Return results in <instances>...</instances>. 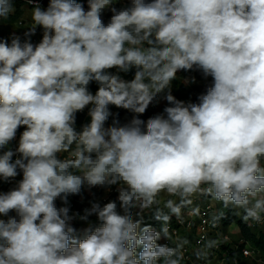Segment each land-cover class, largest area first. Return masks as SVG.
Masks as SVG:
<instances>
[{
    "label": "clouds",
    "instance_id": "1",
    "mask_svg": "<svg viewBox=\"0 0 264 264\" xmlns=\"http://www.w3.org/2000/svg\"><path fill=\"white\" fill-rule=\"evenodd\" d=\"M116 3L88 0L86 10L49 0L30 8L27 28L43 29L38 44L0 39V148L24 127L15 153L0 155V179L22 172L0 193L8 217L0 219V264H182L187 241H157L170 240L171 218L196 193L243 209L245 222L264 219V0ZM15 12L13 0H0V21ZM133 68L132 80L119 75ZM194 69L212 84L198 103L177 100V73ZM161 93L169 106L140 119ZM88 105L90 122L77 130L76 113ZM109 106L136 115L105 127ZM114 185L117 200L70 215L69 196ZM133 210L151 211L160 231L141 226ZM92 215L99 224L75 235L71 222ZM215 245L207 241L197 257Z\"/></svg>",
    "mask_w": 264,
    "mask_h": 264
},
{
    "label": "built area",
    "instance_id": "2",
    "mask_svg": "<svg viewBox=\"0 0 264 264\" xmlns=\"http://www.w3.org/2000/svg\"><path fill=\"white\" fill-rule=\"evenodd\" d=\"M76 2L80 3L87 10L88 0H76ZM129 3L130 0H117V3L113 6L117 9H121L127 7ZM48 4L49 0H31L28 7L32 8L39 5L42 9H46ZM111 16L112 12L110 9H106L102 13V19L105 24L110 21ZM17 24L19 26H25V21L21 18L18 20ZM26 31L27 29H25L22 34V37H24L25 40H29L34 45L42 40L43 29L41 27L37 26L35 31L30 32L27 36L25 35ZM0 39L5 38L0 36ZM112 71L115 72L116 70L113 69ZM135 71L136 70L133 68L126 73L121 72L119 75L124 80H132ZM182 74H194L195 76H198L205 89L212 84V78L205 77L199 70L194 69L187 72L180 71L177 73V77ZM152 105H156V99L149 105L146 112L139 117L140 119L146 120L145 116L148 114V110L153 107ZM92 107L93 105H88L83 111L76 113V117L78 118V121H76L77 130L90 122V116L88 113ZM109 109L111 115L105 122V127L113 126L114 124L123 126L127 124L134 115H136L128 110L117 108L115 106H109ZM119 116L122 118V121L120 122L117 120ZM23 131L24 127L22 126L17 130L15 139L10 141L4 148H0V155L8 150H12L15 153V150L18 147L20 134ZM17 155H14L13 160L17 158ZM21 179L22 172H19V170L18 175L15 178H10L7 181L0 179V193H7L14 189ZM82 190L87 191L88 195H86L82 202L80 201L81 209L77 212L80 215H84V210L90 208L91 204L94 202L103 205L109 201L117 200L118 197L117 186L115 185L110 188L85 186ZM188 200L190 202L185 203L182 207L181 218L177 219L175 217L174 220L170 222V240L161 234V238L157 241L158 244H169V246L175 247L177 244L187 241V243H183L181 249L183 252L182 264H264L261 251L257 250L251 243L246 241L241 233L236 239L230 237V234L227 232L228 227H224L223 223L220 221L218 207L211 203L212 196L210 194L196 193L189 197ZM56 203L57 207L65 206L59 199ZM67 206L71 208V212L75 213L76 207L73 199L68 200ZM7 218L8 217L0 216V219L6 220ZM88 219L92 221V226H97L99 224L95 215L89 216ZM247 223L253 230H264V219H262L261 222L247 221ZM152 228L156 231H160L161 229V227ZM77 233H83V231L76 228L75 235H77ZM209 240L216 241V245L207 250L208 254L206 257L198 258L196 253L201 251Z\"/></svg>",
    "mask_w": 264,
    "mask_h": 264
},
{
    "label": "trees",
    "instance_id": "3",
    "mask_svg": "<svg viewBox=\"0 0 264 264\" xmlns=\"http://www.w3.org/2000/svg\"><path fill=\"white\" fill-rule=\"evenodd\" d=\"M15 7H16V12L6 21L3 22H7V23H11V22H17L19 19L23 18L24 16V6H28L26 0H13ZM131 76V75H128ZM175 87L177 88L174 92H173V96L177 99V100H185L187 99L189 96L192 97V100L195 101L197 100V96L190 91H187L186 87L179 83V82H175L174 83ZM98 88V85L95 82L90 83L89 85V90L95 94L96 90ZM76 121H78V118L76 117ZM69 199H73L74 201V205L76 207V209L80 210L81 206H80V194L78 195H71L68 197ZM219 209V217H220V221L223 223L224 227H230L231 225H233L234 223L238 224L239 228H240V233L242 235V237L248 241L249 243H251L257 250L261 251L263 259H264V230H253L247 222H245L242 217H240V210L238 208H235L232 205H229L228 207H225L223 205V203H221L218 206ZM243 211V209H242ZM244 214V213H243ZM10 216H14L15 213L14 212H10L9 213ZM70 215H71V211H70ZM135 219H139L141 220V226L144 225H150L151 227H157L160 228L162 222L161 221H153V220H147L145 217L142 218H135Z\"/></svg>",
    "mask_w": 264,
    "mask_h": 264
},
{
    "label": "rangeland",
    "instance_id": "4",
    "mask_svg": "<svg viewBox=\"0 0 264 264\" xmlns=\"http://www.w3.org/2000/svg\"><path fill=\"white\" fill-rule=\"evenodd\" d=\"M22 19L25 21V26H19L17 24L18 21L17 22H11V23H7V22L0 21V36H3L6 40H9V42H10L11 36L13 34H15V35L19 36L21 38V41L23 42L25 40L24 37H22V34H23L24 30L27 29L26 32L30 33V30L27 27L31 25V10H30V8L28 6H24V16H23ZM175 82H180L179 79H178V77H177L176 80L173 81L172 86H171V90H172V87H173V85H174ZM164 95H165V93L163 94V96ZM187 100L193 102L191 96H189L187 98ZM182 101H184V100H182ZM167 106H168V103H167V105H166V103L165 104L162 103L160 105H156V106L151 107V109L148 110V114L145 116L146 117V120H144V121H147V119H149L150 117H153L154 115L162 114L163 113V109L165 107H167ZM155 107H157V109ZM117 120H118V122H120V121H122V118L119 116V118H117ZM86 195H88V192L82 190L81 193H80V201L81 202H82V200H84V198L86 197ZM167 199H173V200H176L177 202H179V197H169V196H164L163 197V200L166 201ZM211 203L213 205H216L218 207L222 202H218V201H216L212 197ZM56 205H57V203H56ZM160 207L163 208L164 212H168V209L163 207V203H161ZM70 211H71V208H70ZM78 211H80V210L76 209L75 210V213H77ZM239 212H240V217H241L242 216V213H243L242 209ZM71 214H73V212H71ZM143 216L147 220L156 221V219L154 218V214L151 211H148L147 214L144 213L142 216H138V217L139 218H142ZM174 218H175V216H173L171 218V222L174 220ZM91 222L92 221L89 220V219H87V220H80L78 218V219H74L71 223H72V226L75 229L76 228H79L84 233V230L85 229H87L90 226H92ZM227 232H228V234H230V237L231 238H235L236 239L240 235V228H239L238 224L234 223L233 225H231L230 227L227 228ZM83 233H77V236H82Z\"/></svg>",
    "mask_w": 264,
    "mask_h": 264
},
{
    "label": "crops",
    "instance_id": "5",
    "mask_svg": "<svg viewBox=\"0 0 264 264\" xmlns=\"http://www.w3.org/2000/svg\"><path fill=\"white\" fill-rule=\"evenodd\" d=\"M209 78H211V77L209 76ZM178 79L180 81L179 83L183 84L186 87L187 91L193 92L197 96V100L196 101L191 102V101H188L187 99H185L184 100L185 103H189V102L190 103H198L199 102V99H198L199 96L206 91V89L204 88L203 83L200 80V78L198 76H195L194 74H190V75H188V74H182V75H180L178 77ZM186 81H190V82H186ZM174 86L175 85H173V87H172L171 94H173V92L176 90V87H174ZM163 94L164 93H161V94H159L157 96V98H156V105H160L162 103H164V104L166 103V105H167V101L164 99ZM155 108L157 109V107H155ZM136 211H138V210H133V217L134 218H137L138 217V216H135V212ZM144 213L147 214L148 211H146Z\"/></svg>",
    "mask_w": 264,
    "mask_h": 264
}]
</instances>
